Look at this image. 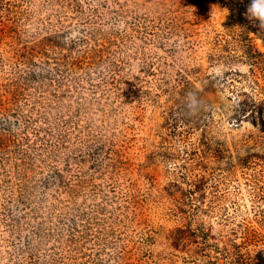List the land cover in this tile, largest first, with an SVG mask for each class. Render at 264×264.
I'll list each match as a JSON object with an SVG mask.
<instances>
[{"label": "rangeland", "instance_id": "374dc122", "mask_svg": "<svg viewBox=\"0 0 264 264\" xmlns=\"http://www.w3.org/2000/svg\"><path fill=\"white\" fill-rule=\"evenodd\" d=\"M234 2L262 0H0V264L264 250V20Z\"/></svg>", "mask_w": 264, "mask_h": 264}, {"label": "trees", "instance_id": "16d2710c", "mask_svg": "<svg viewBox=\"0 0 264 264\" xmlns=\"http://www.w3.org/2000/svg\"><path fill=\"white\" fill-rule=\"evenodd\" d=\"M249 6L242 2H234L232 5L231 23H245V14ZM241 246L233 244L232 249H224L222 257L216 260H209L207 264H264V250H259L256 255L245 253ZM222 260V261H221Z\"/></svg>", "mask_w": 264, "mask_h": 264}, {"label": "clouds", "instance_id": "9594fccd", "mask_svg": "<svg viewBox=\"0 0 264 264\" xmlns=\"http://www.w3.org/2000/svg\"><path fill=\"white\" fill-rule=\"evenodd\" d=\"M247 12L254 13L258 18L264 20V0L254 6L250 5Z\"/></svg>", "mask_w": 264, "mask_h": 264}]
</instances>
